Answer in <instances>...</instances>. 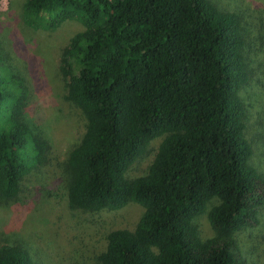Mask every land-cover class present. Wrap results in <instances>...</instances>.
Returning <instances> with one entry per match:
<instances>
[{
    "label": "trees",
    "instance_id": "obj_1",
    "mask_svg": "<svg viewBox=\"0 0 264 264\" xmlns=\"http://www.w3.org/2000/svg\"><path fill=\"white\" fill-rule=\"evenodd\" d=\"M22 22L82 30L60 55L65 100L85 129L66 160L77 211L143 212L106 236L97 264H244L236 234L256 227L264 177L251 164L240 92L250 79L242 22L210 0H25ZM28 91L0 56V203L15 201L48 145L23 120ZM155 144L144 175L128 178ZM28 160V161H27ZM207 218L213 236H200ZM0 264H35L0 245Z\"/></svg>",
    "mask_w": 264,
    "mask_h": 264
},
{
    "label": "rangeland",
    "instance_id": "obj_2",
    "mask_svg": "<svg viewBox=\"0 0 264 264\" xmlns=\"http://www.w3.org/2000/svg\"><path fill=\"white\" fill-rule=\"evenodd\" d=\"M220 10L236 13L242 22L244 54L250 79L240 92L246 109L245 135L253 147L250 164L264 177V0H210ZM25 0H0V56L27 86L23 120L48 145L44 162L30 168L19 197L0 203V245H19L35 264H97L106 236L116 228H132L143 209L135 203L116 211L73 210L66 199V160L81 140L85 119L65 100L60 55L70 37L82 30L75 21L55 31L33 30L21 19ZM155 144L138 159L128 178L144 175ZM28 161V160H27ZM209 203L196 219L201 238L213 236L207 218ZM258 225L239 231L236 246L244 264H264V205Z\"/></svg>",
    "mask_w": 264,
    "mask_h": 264
}]
</instances>
